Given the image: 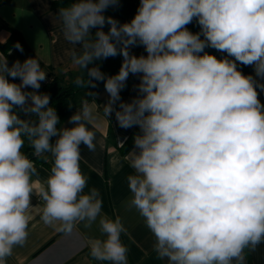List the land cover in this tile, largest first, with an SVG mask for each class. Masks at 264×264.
<instances>
[{"label":"clouds","instance_id":"clouds-1","mask_svg":"<svg viewBox=\"0 0 264 264\" xmlns=\"http://www.w3.org/2000/svg\"><path fill=\"white\" fill-rule=\"evenodd\" d=\"M119 3L74 0L57 15L73 45L71 62L87 69L76 86L103 81V115L114 113L121 128L140 129L126 155L133 170L126 178L127 207L143 218L167 264H246L245 250L264 243V0H140L125 23L104 14ZM194 20L195 33L187 27ZM135 46L147 55L132 54ZM15 47L23 52L18 42ZM117 55L123 59L114 75L106 76L98 63L89 67ZM239 65L252 66L254 75ZM130 74L139 84L125 102L121 91ZM46 79L36 56L9 66L0 55V264L27 241L33 195L43 201L45 225L71 233L80 223L90 228L98 222L104 238L89 239L90 256L128 264L121 217L102 214L96 188L84 191L81 145L96 148L89 127L97 119L94 106L83 99L69 117L73 126L58 127L50 95L38 91ZM25 141L35 158L50 154L53 160L38 190Z\"/></svg>","mask_w":264,"mask_h":264},{"label":"crops","instance_id":"crops-1","mask_svg":"<svg viewBox=\"0 0 264 264\" xmlns=\"http://www.w3.org/2000/svg\"><path fill=\"white\" fill-rule=\"evenodd\" d=\"M74 0H0V42L5 41L10 35V28L20 34L5 55L0 50V55L7 56L9 66L16 60L23 62L29 57L40 59L41 66L48 75H63V80L69 81L72 75L82 76L87 74L71 62L68 50L73 47L63 37L58 11L68 7ZM129 5L127 22L135 15L140 0H125ZM113 13H109L108 16ZM192 32H199L200 27L194 20L187 25ZM92 32V30H91ZM93 34V32H92ZM19 43L23 52L15 47ZM79 50V46H76ZM133 54L137 56L147 55L143 46L132 47ZM205 51L216 55L218 58L226 55L213 48ZM110 58V57H109ZM108 58V59H109ZM99 61H94L95 66ZM121 67V66H120ZM120 67L113 74L119 72ZM244 74L254 75L252 66L239 65ZM11 80L12 78L9 77ZM13 82L20 83L19 78ZM264 82V81H262ZM139 78L134 80L129 90L121 95L125 102H130L137 95L136 85ZM27 91V89H25ZM259 91V90H258ZM79 99L86 95V91L78 93ZM259 98L264 103V92H260ZM95 109L97 119L89 127L96 133V148L89 151L81 145V171L88 178L85 188L87 192L96 188L103 201L102 214L111 218L120 216L126 231L121 234V240L128 249V264H167V260L158 258L154 251V237L146 227L143 218L135 209L127 207V201L131 197L127 184V176L133 172L126 159V155L134 147V143L124 153L120 146L136 127L128 129L119 127L114 113L107 119L103 115L102 106L108 101V93L104 84L96 92L95 96L88 100ZM78 104L67 110L65 118L59 127H72L69 117L76 111ZM55 137L52 138L54 142ZM45 159V158H44ZM51 166L53 160L50 154L45 159ZM38 175L33 178L37 187L50 175V170L42 163L34 160ZM31 215L32 220L28 228V238L23 246H17L12 256L8 257L7 264H110L107 261H98L89 254L88 241L90 238H104L100 232L98 222L90 228L83 223L78 224L71 233L59 231L54 227L45 225L41 220L43 201L39 196L33 195ZM246 264H264V243L256 247L254 251L245 250Z\"/></svg>","mask_w":264,"mask_h":264},{"label":"trees","instance_id":"trees-1","mask_svg":"<svg viewBox=\"0 0 264 264\" xmlns=\"http://www.w3.org/2000/svg\"><path fill=\"white\" fill-rule=\"evenodd\" d=\"M129 8L130 7L128 3L126 2L125 8L121 9L119 13H116L112 17L118 20L120 23L127 22V14H128ZM20 37L21 36L18 31L10 28V35L8 36V38L5 41L0 42V50L5 55H7L8 49L11 47V45H13L16 41H18ZM130 51L133 54L132 49H130ZM134 54L137 55V52ZM122 59L123 57L120 55H117L116 57H110L108 60H106L105 62L99 65L100 70L103 73H105L106 76H110L115 71H117L118 68L121 66ZM84 76H87V74L79 76V77H84ZM76 77L78 76L72 75L70 80L65 82L63 80V75H54V74L48 75L47 79L41 82V87L38 90L40 93H47L50 95L51 97L50 106H53L55 108L60 118L58 127L61 124L62 120L65 118V114L67 110L73 107L76 103L79 105L83 99L89 100L90 98H92L91 96L87 95V92L93 93L94 94L93 97H94L96 92L99 90V88L104 84L103 81H95V84H96L95 87L89 86L87 88H80V87H77L76 84L74 83ZM134 77L135 76L130 74L127 80V83H126V87L121 91V95L126 93L129 90L134 80ZM27 91H33V90L31 88H28ZM80 91H86V95L82 97L81 99H79V95H78ZM20 115L22 118H28V117H25L22 112L20 113ZM139 132H140V129L138 126H136L130 132V134L121 144V146L119 147L121 152L124 153L126 150H128L131 147V145L134 143V140H133L134 135L138 134ZM30 151H32L31 146H26L23 148V152L26 155ZM28 158L34 159L35 161L42 163L49 170L52 167L51 164L48 161H46L44 158L42 157L35 158L33 151H32V154L28 156Z\"/></svg>","mask_w":264,"mask_h":264},{"label":"rangeland","instance_id":"rangeland-1","mask_svg":"<svg viewBox=\"0 0 264 264\" xmlns=\"http://www.w3.org/2000/svg\"><path fill=\"white\" fill-rule=\"evenodd\" d=\"M125 6H126V3L124 2V0H120V3H119V6H117V7H110L109 9H107L106 10V12L104 13L106 16H108V14L109 13H119L120 12V10L121 9H123V8H125ZM109 25H105L104 26V31L105 32H107L108 31V29H109ZM97 29H92V32H93V35L95 34V31H96ZM106 60H108V58L107 59H105V60H101V61H99L100 63H98L99 65L101 64V63H103V62H105ZM72 77V76H71ZM54 138V137H53ZM26 146H31L30 144H29V142H27V141H25V145H24V147H26ZM22 151H23V149H22Z\"/></svg>","mask_w":264,"mask_h":264},{"label":"water","instance_id":"water-1","mask_svg":"<svg viewBox=\"0 0 264 264\" xmlns=\"http://www.w3.org/2000/svg\"><path fill=\"white\" fill-rule=\"evenodd\" d=\"M116 13H113V14H110L109 16H113V15H115ZM32 154V151H30V152H28L27 153V156H30Z\"/></svg>","mask_w":264,"mask_h":264},{"label":"built area","instance_id":"built-area-1","mask_svg":"<svg viewBox=\"0 0 264 264\" xmlns=\"http://www.w3.org/2000/svg\"><path fill=\"white\" fill-rule=\"evenodd\" d=\"M56 139V138H55ZM55 141V140H54Z\"/></svg>","mask_w":264,"mask_h":264}]
</instances>
